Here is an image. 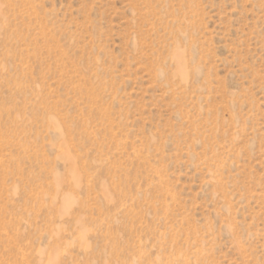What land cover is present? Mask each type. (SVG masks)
I'll return each mask as SVG.
<instances>
[{"label": "rangeland", "instance_id": "374dc122", "mask_svg": "<svg viewBox=\"0 0 264 264\" xmlns=\"http://www.w3.org/2000/svg\"><path fill=\"white\" fill-rule=\"evenodd\" d=\"M0 264H264V0H0Z\"/></svg>", "mask_w": 264, "mask_h": 264}]
</instances>
